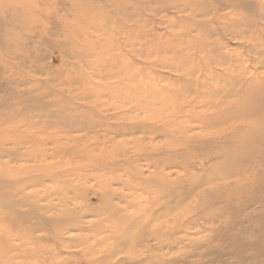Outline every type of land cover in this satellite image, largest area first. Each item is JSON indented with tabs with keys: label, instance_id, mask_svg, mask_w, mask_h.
Instances as JSON below:
<instances>
[{
	"label": "clouds",
	"instance_id": "9594fccd",
	"mask_svg": "<svg viewBox=\"0 0 264 264\" xmlns=\"http://www.w3.org/2000/svg\"><path fill=\"white\" fill-rule=\"evenodd\" d=\"M0 264H264V0H0Z\"/></svg>",
	"mask_w": 264,
	"mask_h": 264
}]
</instances>
